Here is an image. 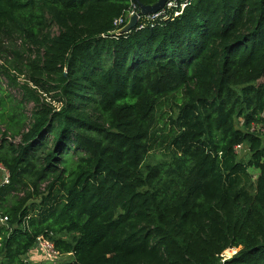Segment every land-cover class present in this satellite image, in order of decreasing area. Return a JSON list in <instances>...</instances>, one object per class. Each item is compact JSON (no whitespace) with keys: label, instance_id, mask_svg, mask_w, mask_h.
<instances>
[{"label":"trees","instance_id":"16d2710c","mask_svg":"<svg viewBox=\"0 0 264 264\" xmlns=\"http://www.w3.org/2000/svg\"><path fill=\"white\" fill-rule=\"evenodd\" d=\"M129 2L0 0V264H264V0L101 38Z\"/></svg>","mask_w":264,"mask_h":264},{"label":"built area","instance_id":"2783aa9c","mask_svg":"<svg viewBox=\"0 0 264 264\" xmlns=\"http://www.w3.org/2000/svg\"><path fill=\"white\" fill-rule=\"evenodd\" d=\"M190 0H168L164 7L155 14L140 15L138 6L130 0L129 6L121 15L113 21V30L107 34H102L101 38H111L117 39L119 36L127 33H123V28L127 25L130 18L136 16V30H141L146 26L154 27L157 24L163 23L167 20H173L174 18L180 16L183 10L189 5ZM129 33V32H128ZM5 140L8 142L17 145L20 141L19 138H11L9 135L5 137ZM240 146L235 148V152L238 153ZM0 174H1V184H8L9 174L8 171L0 165ZM8 219L6 216L0 214V227H6L7 229ZM9 229V228H8ZM34 253L37 254L42 260V262L49 264H58L60 262V256L55 249L52 242L38 237L36 239ZM225 252V251H224ZM222 253L220 262L223 263L229 259L232 255L235 254L236 250L228 249L229 254L226 255ZM33 253V254H34Z\"/></svg>","mask_w":264,"mask_h":264},{"label":"rangeland","instance_id":"374dc122","mask_svg":"<svg viewBox=\"0 0 264 264\" xmlns=\"http://www.w3.org/2000/svg\"><path fill=\"white\" fill-rule=\"evenodd\" d=\"M19 44V43H18ZM0 64H1V60H0ZM23 76L19 77V81L20 83L22 82L23 80ZM260 83H264V78L261 79L258 84ZM1 92H7L8 94L12 95L13 97L19 99L20 98V95L17 93L16 89L10 87L7 83V80L4 79L2 76H0V93ZM50 95H43V98L45 99L46 102H49V103H52L53 104V101L51 98H49ZM166 103H163V105L161 106V110H163V113L167 111V107H166ZM32 104H29L26 109H25V112H26V116H29L31 114V110H32ZM165 114V113H164ZM164 123L167 122V119L166 117H160ZM167 124V123H166ZM159 128L160 129H164V133H166L169 129V125H166V126H163V125H159ZM253 130H259V127L255 126L254 128H252ZM49 140V139H48ZM238 156L239 157H242V158H245L247 156V148H243L241 150L238 151ZM154 160L158 161L159 159H164V160H168V154H164L162 153V150H158V151H154L153 153H151ZM152 161V160H151ZM155 161V162H156ZM144 162H150V157H146L145 161ZM249 173L252 177V179L254 180L257 176V172L256 171H253V170H249ZM1 178V177H0ZM44 187V185L42 184L41 185V188ZM21 197V196H20ZM229 254V252H227V255ZM67 257H63L62 260H65ZM24 260H27L28 262L32 263V264H37L39 263L41 260V258L39 256H37L36 253L28 256V258H23ZM67 260V259H66Z\"/></svg>","mask_w":264,"mask_h":264},{"label":"water","instance_id":"95a60500","mask_svg":"<svg viewBox=\"0 0 264 264\" xmlns=\"http://www.w3.org/2000/svg\"><path fill=\"white\" fill-rule=\"evenodd\" d=\"M168 0H158L157 2H155L153 5H150V6H144L142 4H140L138 2V0H133V2L138 6L139 8V14L140 15H147V14H155L157 13L158 11H160L165 3L167 2ZM136 26V16H133L130 18L129 22L127 23V25L123 28L122 32L123 33H128L130 32L132 29H134Z\"/></svg>","mask_w":264,"mask_h":264},{"label":"crops","instance_id":"0c3cea01","mask_svg":"<svg viewBox=\"0 0 264 264\" xmlns=\"http://www.w3.org/2000/svg\"><path fill=\"white\" fill-rule=\"evenodd\" d=\"M0 177H1V174H0ZM0 183H1V178H0Z\"/></svg>","mask_w":264,"mask_h":264},{"label":"bare ground","instance_id":"6f19581e","mask_svg":"<svg viewBox=\"0 0 264 264\" xmlns=\"http://www.w3.org/2000/svg\"><path fill=\"white\" fill-rule=\"evenodd\" d=\"M227 252H225V254H226Z\"/></svg>","mask_w":264,"mask_h":264}]
</instances>
